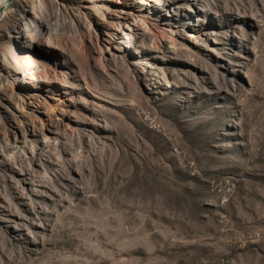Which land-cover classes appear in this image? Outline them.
I'll return each mask as SVG.
<instances>
[{
	"label": "rangeland",
	"instance_id": "rangeland-1",
	"mask_svg": "<svg viewBox=\"0 0 264 264\" xmlns=\"http://www.w3.org/2000/svg\"><path fill=\"white\" fill-rule=\"evenodd\" d=\"M54 1L0 38V264H264V0Z\"/></svg>",
	"mask_w": 264,
	"mask_h": 264
},
{
	"label": "bare ground",
	"instance_id": "bare-ground-1",
	"mask_svg": "<svg viewBox=\"0 0 264 264\" xmlns=\"http://www.w3.org/2000/svg\"><path fill=\"white\" fill-rule=\"evenodd\" d=\"M33 1L34 0H0V23L6 25L5 27L6 29L0 31V38H3V37L11 38L14 36L18 37L21 34L20 32L22 29L24 30V32L30 31L29 29L30 26H29V23L27 22V15L30 12L32 13L31 7H32ZM35 1H39V0H35ZM55 1L57 4L59 3V0H55ZM142 1H145V0H142ZM174 34L175 33H173L172 35ZM33 66L31 69H25L24 71L25 74L27 73V70L31 72L37 68ZM14 89L15 88H12V92L10 96L11 97L17 96V98L20 97V99H23L20 95L21 94L20 92L15 94ZM1 91H3V93H8V90L5 87H1ZM23 107H25V104L23 105Z\"/></svg>",
	"mask_w": 264,
	"mask_h": 264
}]
</instances>
